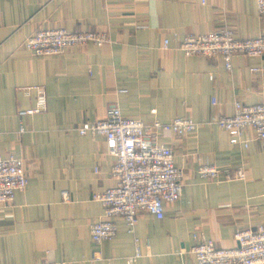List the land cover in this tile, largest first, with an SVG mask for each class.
Instances as JSON below:
<instances>
[{
    "label": "crops",
    "instance_id": "obj_1",
    "mask_svg": "<svg viewBox=\"0 0 264 264\" xmlns=\"http://www.w3.org/2000/svg\"><path fill=\"white\" fill-rule=\"evenodd\" d=\"M58 27L106 31L110 41L52 56L26 49L35 31ZM224 28L239 38L264 34L257 0H0V156L21 158L29 173L27 188L0 206V264H128L137 250L132 264H196L195 236L234 247L236 231L264 226V142L248 129V147L233 144L213 121L233 115L236 101H261L264 56L236 55L227 69L221 58L179 49L186 35ZM35 86L45 88L47 108L21 117L36 104ZM115 105L146 123L189 117L198 127L159 138L182 170L181 198L162 219L141 213L134 233L114 218L117 235L96 244L89 227L104 207L93 196L115 185V157L78 127ZM204 163L246 177L206 180Z\"/></svg>",
    "mask_w": 264,
    "mask_h": 264
},
{
    "label": "built area",
    "instance_id": "obj_2",
    "mask_svg": "<svg viewBox=\"0 0 264 264\" xmlns=\"http://www.w3.org/2000/svg\"><path fill=\"white\" fill-rule=\"evenodd\" d=\"M258 12L264 15V0H257ZM110 41L106 31L76 30L64 27L39 29L24 41L26 49L34 55H61L69 48L84 45L102 46ZM168 46V40L165 41ZM179 49L186 56L221 58L227 69L232 67L236 55L250 57L264 56V34L256 37L239 38L230 28L212 30L204 34L186 35L179 43ZM259 68H252L257 72ZM36 104L20 109L19 116L27 117L42 113L47 108V95L43 86H35ZM213 103H216L214 100ZM218 126L230 134L233 144L249 145L245 136L248 129L255 131V138L264 142V97L260 102L246 105L240 101L234 104V113L213 119ZM198 123L189 117H176L169 122L125 117L118 106L107 110L106 116L97 121H87L78 127L80 135L101 136L108 153L115 157L110 176L115 180L113 187L94 194L104 211L98 221L91 223V240L100 244L117 235L114 218L122 217L129 233H134L139 216L143 212L162 219L165 205L178 201L183 193L182 170L175 165L171 147L159 142L164 133H173L182 138L197 129ZM26 128L21 126V131ZM199 175L206 180H244L242 168H223L204 163ZM29 173L21 158L0 156V206L11 204L16 192L27 188ZM63 200H69L65 191ZM199 239L191 252L196 264H264V226L257 229H243L235 233L234 247H219L211 239ZM99 254V253H96ZM94 258H99L98 255ZM140 251L128 257L132 264L140 257Z\"/></svg>",
    "mask_w": 264,
    "mask_h": 264
}]
</instances>
